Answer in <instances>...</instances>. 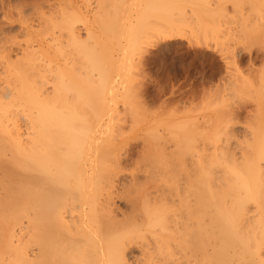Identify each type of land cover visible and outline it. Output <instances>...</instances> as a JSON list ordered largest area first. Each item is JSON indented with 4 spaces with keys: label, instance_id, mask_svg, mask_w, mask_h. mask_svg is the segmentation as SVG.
Segmentation results:
<instances>
[{
    "label": "bare ground",
    "instance_id": "6f19581e",
    "mask_svg": "<svg viewBox=\"0 0 264 264\" xmlns=\"http://www.w3.org/2000/svg\"><path fill=\"white\" fill-rule=\"evenodd\" d=\"M206 3L3 4L0 33L18 17L28 39H0V264H264V90L241 131L237 107L195 110V92L182 118L139 127L129 51L217 38ZM232 7L248 35L264 24V0Z\"/></svg>",
    "mask_w": 264,
    "mask_h": 264
},
{
    "label": "rangeland",
    "instance_id": "374dc122",
    "mask_svg": "<svg viewBox=\"0 0 264 264\" xmlns=\"http://www.w3.org/2000/svg\"><path fill=\"white\" fill-rule=\"evenodd\" d=\"M1 1L3 3H1ZM208 1L209 3L208 4L206 3V6L207 8L210 9L208 11L209 16L207 15V18H209V21L211 20L209 24L211 25V28L213 27L218 28L217 24L218 26L220 25L221 27L219 29H216V30H220L219 32L220 35H218L217 38L215 36V38L214 37L209 38V39L214 38L213 40L208 39L210 43H208V41L205 42L203 37H201L203 41H200L201 38H199L198 40L194 39L196 37L192 38L188 30L186 31L184 29L181 34L183 35L182 37L174 38L172 40H168L165 42H159L157 44L150 45L153 47L148 46L147 47L148 49L146 48L141 51H137V50L129 51L128 53L129 62L126 64H129L130 68L132 66L131 74H133L132 82L134 84V88H133L134 93H132V95L134 94L136 101L140 105V109H138L139 122H140L139 127L143 126L144 124L145 125L149 124L148 126H153L155 123H160L161 121L163 122L164 120L166 121L169 119H173L174 117L176 119L182 118L188 111H190V109L195 107V105L190 106L191 101L193 102V99L189 97H193V95L196 96V94L198 95L197 97H195L196 100L194 99V101L197 103L195 102L193 103L198 104V106L196 105V107L193 108L195 110L196 108L197 109L199 108L200 101H201L200 105L203 104L204 106V103H206V104H209L207 106H210V103L211 102L214 103L215 99H218V98L220 99L218 101L217 100L215 101L216 105L213 106V104H211V107H209L210 108L209 111L212 113L214 111L215 112L218 111V113L228 111L230 110L229 107H231L228 105H232L233 108L237 107L235 109L238 111L239 118L241 117L240 119L241 126L238 124V126L236 127L237 130H240V131L243 130V127H244L243 124H245L243 122L247 123L248 119H250L251 121L255 119V117H253L254 116L253 112L256 111L255 109L257 108L255 98H257L256 95L261 94L260 91L264 90L263 88L264 83H262L264 82V76H263L264 75V72H263L264 71V62H263L264 61V53H263L264 52V40L261 38L264 35V29H262L264 28V24L262 22H259L258 26H256V29L253 32H251L254 34L250 36L251 33L250 35H248L249 32L246 33L247 29L245 31L243 30L241 31V29H245L246 27L245 25L240 26L239 25L240 22L238 21L239 18L234 15V7H232L233 0H222V1L219 0L221 1V3L218 0L217 1L208 0ZM6 2H8V0H0V25L4 24V21L2 19V17L4 16L3 4ZM219 11H222V12L225 11V12H223L224 13L223 14L222 12H219ZM216 13H217V16L215 15ZM234 16L237 20L234 18ZM218 18H219V23L217 22ZM13 20H16V22ZM13 20L12 21L15 22L14 25L15 24L16 25L14 27L13 25L12 27L11 25L10 26L7 25L8 27L5 25L6 27H4V34H5L4 37L13 38L15 39V41H18V42L20 41V43L23 42L22 44L24 48L23 47L22 48L25 49L24 41L28 39L27 34L25 31H23L20 28L18 17L17 18L13 17ZM213 21L216 23L214 24ZM258 27H260V29ZM238 32L239 33L242 32L243 34L241 33L242 35L241 34L239 35ZM244 33L248 35V36L246 35L247 38L250 37V40H248L246 37L245 38L242 37V36H245ZM6 34L9 35L10 37L7 36ZM1 35L2 34L0 33V36ZM4 37L2 35L0 39ZM233 37L239 40L237 41ZM254 37H258V38L254 39ZM261 41H263L262 42L263 44L261 43ZM21 49L20 50L16 49V51L18 50L17 52L21 53L19 52V51H22ZM36 54H37L36 56L40 59L47 58V52H44V50H40L39 48L37 49ZM259 74L260 75L262 74V75L260 76ZM234 79H236L237 81L236 80L234 81ZM254 79H257L258 81L255 80L256 81L255 83ZM245 81H250L251 88L248 87L250 85L249 82L248 83L246 82L247 83L246 84ZM243 82H244V85H243ZM227 83L228 84L230 83L229 86L226 85ZM235 83L242 84L243 89L236 91L235 87L237 86V84ZM256 84H257L258 89L260 86V90H257V88H255ZM230 85L232 86L233 90L231 89ZM237 87H240V86L238 85ZM244 87L246 88L248 87L249 90ZM216 90L217 92L215 93ZM220 90H222L223 93ZM244 90L247 92V95H246V92L245 94H242ZM257 91H259L260 94L259 92L257 94ZM194 92L195 94L192 95V93ZM230 92L233 94L231 95ZM237 92H239L240 94ZM227 95L231 99H228ZM249 95L252 97H250ZM222 97H224V100L222 99ZM208 99L209 100L212 99V100L209 101ZM236 99H238L239 101H237ZM233 101L237 105L234 104L233 106V103H234ZM133 103H136V102H133ZM226 107H228V109H225ZM125 116H126L125 118H127L129 121L127 125L132 126L134 124L132 116L129 113L126 114ZM244 118H247V119H244ZM140 119H142V121ZM121 207H124V206L122 205Z\"/></svg>",
    "mask_w": 264,
    "mask_h": 264
}]
</instances>
